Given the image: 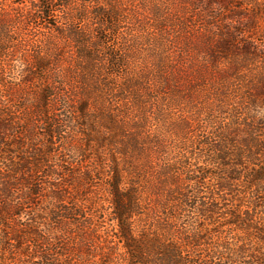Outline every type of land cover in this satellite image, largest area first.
Segmentation results:
<instances>
[{
	"label": "trees",
	"instance_id": "trees-1",
	"mask_svg": "<svg viewBox=\"0 0 264 264\" xmlns=\"http://www.w3.org/2000/svg\"><path fill=\"white\" fill-rule=\"evenodd\" d=\"M29 24L0 264H264V0H0V55Z\"/></svg>",
	"mask_w": 264,
	"mask_h": 264
},
{
	"label": "rangeland",
	"instance_id": "rangeland-1",
	"mask_svg": "<svg viewBox=\"0 0 264 264\" xmlns=\"http://www.w3.org/2000/svg\"><path fill=\"white\" fill-rule=\"evenodd\" d=\"M33 27L36 28L35 25L30 24L28 25V27L19 26L17 32L23 39L28 40V43H24V45L19 47L13 55H0V79H2V77L10 79L13 74V65L19 64V62H22L24 59L28 63L26 68V70H28V76H30V74L32 73L31 71H34L33 69L30 70V65L33 61V55H36L35 51L37 49L36 47H34L35 45L33 40L36 38V35L34 34ZM31 81L34 82L35 85L32 86V90H28V94H30V97L33 98V94L37 92L40 84H38L37 80L35 79H32Z\"/></svg>",
	"mask_w": 264,
	"mask_h": 264
}]
</instances>
